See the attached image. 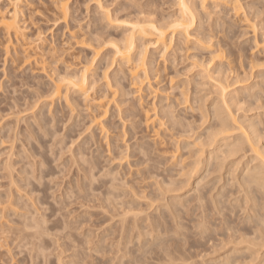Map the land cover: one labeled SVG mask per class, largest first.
I'll use <instances>...</instances> for the list:
<instances>
[{
  "label": "rangeland",
  "instance_id": "rangeland-1",
  "mask_svg": "<svg viewBox=\"0 0 264 264\" xmlns=\"http://www.w3.org/2000/svg\"><path fill=\"white\" fill-rule=\"evenodd\" d=\"M239 1L246 18L255 24V38L261 40L264 0ZM204 3L205 13L196 3L201 27L197 21L191 30L192 38L203 37L204 46L194 38L187 43L174 39L166 53L149 45L144 55L149 81L140 86L141 101L175 134L166 137L164 146H175L169 140H178V152L189 163L182 172L165 171L170 161L161 158L149 170L153 162L140 148L154 136L142 124L139 94L131 87L126 69L112 61L110 43L130 33L138 18L163 23L178 16L179 0H68L65 19L59 17L52 0L18 3L24 41L13 39L12 52L5 53L0 34V264H113L120 253L113 245L117 231L109 230L116 218L110 216L123 210L143 216L163 214L170 228L174 226L171 216L193 224L194 186H205L203 191L210 185L219 187L230 177V170L240 172L250 157L249 151L230 154L227 149L215 160L222 167L210 168L206 161L219 150L207 143L201 146L198 140L193 143L212 121L215 78L221 74L216 75V67L236 93L232 112L240 121L256 123L262 135L259 144L264 145V65L253 32L244 30L245 20L233 16L222 0ZM0 7L7 15L13 13L11 0H0ZM24 43L36 61L13 63L16 54L22 55ZM207 46H218L222 57L210 53ZM14 50L20 52L14 55ZM87 62L93 84L89 99L70 90L68 104L63 99L50 104L47 95L53 81L74 75ZM103 94L113 96L101 131L90 120L98 110L97 97ZM199 106L207 111L205 119ZM222 137L216 144L225 149L232 138ZM120 151L127 157L110 160ZM195 160L202 162L194 165ZM179 200L183 206L177 205L178 211L170 214L165 204ZM206 212L209 218L217 216L208 206ZM187 233L192 235L193 228ZM192 242L190 238L184 246L193 254ZM135 244L136 239L128 247L143 264L158 252L153 246L140 255L142 249L139 252ZM217 253L204 259L210 261Z\"/></svg>",
  "mask_w": 264,
  "mask_h": 264
},
{
  "label": "bare ground",
  "instance_id": "bare-ground-1",
  "mask_svg": "<svg viewBox=\"0 0 264 264\" xmlns=\"http://www.w3.org/2000/svg\"><path fill=\"white\" fill-rule=\"evenodd\" d=\"M11 1L14 6L11 15L5 14L0 7V34L3 36L2 47L5 53L12 52L10 48L13 39L24 41L23 27L18 18V3L21 0ZM205 1L208 0H197L202 11L205 10L204 4L207 3H204ZM210 1L213 3V0ZM52 2L59 17L65 19L69 9L68 0H52ZM195 2L194 0H179L178 16L163 23H157L154 19L148 17L138 18L136 22L131 24L130 33L125 35L119 42L116 40L110 42L112 61L115 60L126 69L131 87L139 94L138 111L141 114L142 124L154 136L153 139H145L140 148L143 154L153 162L149 170L156 167V163H159L160 158L170 161L169 167L165 169L167 172L172 169L182 172L189 165L183 160V153L178 152V140H169V143L173 141L175 146H164L166 137L173 138L175 134L168 131L165 122L158 118L155 112H151L153 108L143 104L140 86L147 84L149 81V74L144 60L145 51L149 45L153 48H160L163 53H166L174 39L179 43H187L194 38L191 36L193 25L202 19V17H199L197 2ZM222 2L233 16H242L245 20L244 30L250 28L253 32V42L262 54L260 61L264 65V38L261 40L255 38V24L246 18L241 2L239 0H222ZM109 17L106 18L109 20L111 18ZM198 25L200 26L201 22ZM195 40L200 45L203 44L201 43L203 37L202 40L194 38L193 41ZM219 42L217 41V44ZM207 49L217 58L222 57V51L218 46L213 48L207 46ZM20 51L22 55L18 56L16 54V58H14L22 57V61L18 59L16 62L14 59L13 63L18 64L19 62L30 65L36 61L34 52L28 44H22ZM16 52L14 50L13 54ZM94 52L98 53L97 50ZM216 68H214L216 75L221 74L220 77L215 78L217 79L215 80L217 81L215 89L217 100L210 109L212 121L205 127V133L194 138L193 143L198 140L201 146L207 143L212 145L213 150H219V154H211L210 160L206 161L207 166L210 168L216 167L219 169L222 167L221 161L215 160L219 155H223L227 149L230 154L249 151L250 157L244 161L240 172L230 170V173H228L230 177H227L219 187L210 185L207 190L203 191L202 189L205 186H199L198 183L194 186L193 193L190 196L193 197L196 214L192 219L193 224L189 226L182 221L180 216H171L174 224L173 228H170L165 220L163 221V214L162 216H143L139 211L123 210L121 213H117L118 216H110V219L116 218L109 230L111 232L117 231V240L113 245L117 253H120L117 256L119 260L113 264H126V262L128 264H143L141 259L137 255H133L131 248L128 247V243H132L134 239L137 240V244H135L137 250L140 252V249H142L140 255L151 252L153 246L158 248L155 257L146 264H264V145L260 146L259 144L262 135L254 121L248 122L247 119L240 121L232 112L231 106L237 102L236 93L229 88L231 81L226 77L224 78L223 71H220V68ZM89 70L90 63L87 62L74 75L59 76L53 81L49 89L48 102L51 104L54 100L63 99L68 104L70 90L83 95L84 100H88L89 92L93 87V84L89 82ZM261 77L263 79L261 84L264 85V74H261ZM251 95H256V91L252 92ZM112 96L109 98L108 94H103L97 97L96 106L98 110L95 115H91L90 123L101 131L105 130L102 120L107 113V107ZM182 100L187 101L186 97H183ZM199 111L201 117L205 119L207 111L202 106H199ZM169 120L170 118H168ZM233 131L236 132L235 135ZM202 135H204V139H201ZM158 136L159 138H157ZM220 136H223L222 138H232L224 144L225 149H221L220 145L216 144L217 138ZM168 148L173 150L169 152V155H166ZM200 150L203 151V148ZM124 157H127V155L120 151L112 155L110 160L117 159L120 161ZM201 162L202 160H195L193 164L198 165ZM207 171H209V168ZM227 185L230 187L229 189L226 187ZM215 188L217 190L213 193L212 191ZM177 205L183 206V203L180 200L167 202L165 204L167 206L166 210L170 214H175L178 211ZM206 206L217 216L209 218ZM190 227L193 228L192 235L187 233L190 232ZM146 236H151V238L148 239ZM190 238L193 239V254L184 246ZM170 240L173 242L168 244L167 242ZM169 246L172 247L169 248ZM207 250L209 251L207 252ZM213 252L218 253L216 256L209 258L210 261L204 259L207 254ZM124 257L126 261L123 260ZM195 257L198 259H195Z\"/></svg>",
  "mask_w": 264,
  "mask_h": 264
}]
</instances>
